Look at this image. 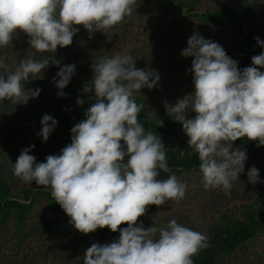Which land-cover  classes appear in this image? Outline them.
<instances>
[{
    "label": "clouds",
    "instance_id": "9594fccd",
    "mask_svg": "<svg viewBox=\"0 0 264 264\" xmlns=\"http://www.w3.org/2000/svg\"><path fill=\"white\" fill-rule=\"evenodd\" d=\"M136 0H0V47L12 43L18 32L28 36V44L39 58L27 56L14 70L0 58V101L26 104L40 89H26L24 81L42 73L59 48L70 46L82 25L90 34L109 29L132 15ZM264 47V41L255 38ZM51 53V55H44ZM181 56L192 57L194 92L165 102L166 113L182 125L187 144L198 155L201 182L205 190L220 188L226 193L239 180L247 160L246 150L233 148L241 138L264 146V52L252 57V65L238 68V62L224 48L195 32ZM76 66L65 65L53 78L64 96ZM93 77L83 86L94 93V102L85 119L71 129V143L60 154L37 162L21 151L12 165L13 175L26 184L49 187L51 196L70 217L69 223L87 235L107 227L119 231L111 243H93L85 252L83 264H194L193 257L206 249L208 238L177 222L145 228L138 218L149 205L167 201L179 204L189 187L169 167L167 149L161 138L145 129L140 113L145 108L136 102L142 88L153 89L160 77L154 70L139 69L136 59L126 52L101 56L92 62ZM58 78V79H57ZM83 99L76 104L82 106ZM195 113L187 118V113ZM157 125L163 120L156 118ZM57 121L45 114L39 135L46 142ZM123 141V144L121 143ZM186 151L180 150L183 158ZM127 158V159H125ZM171 173L158 179L160 172ZM248 182L260 183L259 170L252 166ZM122 224L127 227L121 228Z\"/></svg>",
    "mask_w": 264,
    "mask_h": 264
},
{
    "label": "trees",
    "instance_id": "16d2710c",
    "mask_svg": "<svg viewBox=\"0 0 264 264\" xmlns=\"http://www.w3.org/2000/svg\"><path fill=\"white\" fill-rule=\"evenodd\" d=\"M74 27L79 31L73 43L58 47L53 54L61 64H50L23 82L26 89H40L39 96L26 104L14 99L0 101V264H83L93 243L119 239V231L107 227L87 235L77 231L51 196V189L22 182L13 175L12 165L31 145L35 147L29 154L37 162H46L48 155L60 154L71 143L72 127L86 118L85 112L94 102L89 99L94 93L83 92L84 84L93 77V60L122 51L136 59L137 68L159 75L155 88L145 87L136 94V102L145 105L140 121L146 131L161 138L168 150L169 167L189 185L179 204L149 205L137 226L141 222L145 228L164 226L175 218L204 234L209 246L193 257L194 264H264V146L247 138L235 141L233 148L246 150L244 172L227 193L220 188L205 190L198 155L189 148L182 125L164 107L165 102L174 105L194 92L189 71L193 58H185L181 52L195 32L221 45L239 69L253 66L252 57L264 52L255 39L264 41V0H136L132 15L108 30L114 35L96 31L90 37L82 25ZM28 39L18 32L12 43L0 47V58L10 69L27 56L40 57ZM72 64L76 71L63 89L65 95L58 96L53 78L61 67ZM0 75H6L3 69ZM78 98L85 101L82 106L76 104ZM45 114L57 121L46 142L39 135ZM194 116V112L187 113V118ZM156 118L163 120V126H156ZM180 150L186 151L183 158ZM252 166L259 170L260 183L254 185L247 176ZM170 174L161 171L158 179Z\"/></svg>",
    "mask_w": 264,
    "mask_h": 264
}]
</instances>
